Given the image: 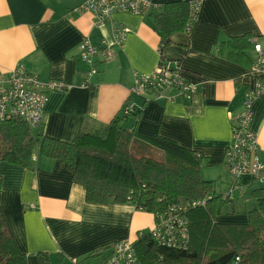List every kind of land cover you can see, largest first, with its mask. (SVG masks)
Segmentation results:
<instances>
[{
	"label": "crops",
	"instance_id": "crops-1",
	"mask_svg": "<svg viewBox=\"0 0 264 264\" xmlns=\"http://www.w3.org/2000/svg\"><path fill=\"white\" fill-rule=\"evenodd\" d=\"M152 1L158 8L145 17L116 12L95 27L92 14L76 11L83 0H0V71L21 66L41 83L66 85L48 93L36 133L74 143L84 125L109 124L130 104L126 130L161 136L198 152L204 157L202 179H224L220 186L227 188L230 118L242 111V96L253 85L252 40L264 49V0ZM181 2H200L195 26L189 35L177 32L164 41L155 18L165 5ZM119 25L129 30L122 48L115 49L111 62L97 66L89 88L82 87L87 65L79 44L85 38L112 43ZM231 38L248 39V48L237 58H228ZM161 57L180 61L184 76L196 85L189 103L171 89L159 95L130 94L134 74L151 73ZM252 112L250 130L264 159V93L255 98ZM0 178V209L26 264H38L40 253L50 264H73L75 258L78 264H99L115 243L135 242L154 224L151 213L128 204L86 202L83 186L72 181L60 161L37 157L31 169L0 163ZM249 179L239 180L243 193L253 189ZM216 221L246 224L248 217Z\"/></svg>",
	"mask_w": 264,
	"mask_h": 264
},
{
	"label": "trees",
	"instance_id": "trees-1",
	"mask_svg": "<svg viewBox=\"0 0 264 264\" xmlns=\"http://www.w3.org/2000/svg\"><path fill=\"white\" fill-rule=\"evenodd\" d=\"M189 19V2L170 3L155 18V28L167 41L174 33H184ZM226 45L228 58H237L248 48V39L231 38ZM128 116L121 113L106 125H84L74 143L33 132L17 118L0 120V163L31 169L37 157L60 161L72 181L83 186L88 203L126 204L131 196V203L152 214L173 203L204 201L186 214L188 248H163L148 233L141 234L134 242L141 264H235L236 257V264H264V186L247 190L252 204L246 224L218 223V217L237 212L235 197L224 198L228 180L226 190L216 193L214 183L201 177V154L161 136L126 130ZM140 146L160 151L163 159L134 155L132 148ZM0 264H26L1 209ZM38 264H50L48 256L38 254Z\"/></svg>",
	"mask_w": 264,
	"mask_h": 264
},
{
	"label": "built area",
	"instance_id": "built-area-1",
	"mask_svg": "<svg viewBox=\"0 0 264 264\" xmlns=\"http://www.w3.org/2000/svg\"><path fill=\"white\" fill-rule=\"evenodd\" d=\"M158 7L152 0H83L77 12H88L95 18L94 26L106 22L110 15L116 12L147 16ZM200 12V2H190V19L184 34L193 30ZM129 30L121 25L113 33L112 43L101 41L93 43L85 38L78 46L80 59L87 65L81 86L89 88L90 79L98 72L99 64L111 62L115 49L122 48ZM252 50L255 54L249 74L254 77L253 85L244 92L242 111L231 117V143L225 151L224 166L228 176V191L224 198L233 200V192H244L239 185L242 176H248L251 183L264 186V160L256 136L250 130L253 112L252 104L255 98L264 93V49L255 39L252 40ZM66 85L61 81L41 83L37 77L27 73L21 66L14 70L0 71V120L17 118L24 121L31 129L37 128L42 122L43 110L48 100V93L62 90ZM171 89L178 92L186 103H189L197 90L195 84L189 82L183 74L181 62L161 57L154 70L148 74H134L130 94L142 96L151 91L160 94ZM123 113L130 115L131 105L126 104ZM132 197H127L128 205L137 210L145 211L144 207H136L131 203ZM204 201L173 203L152 213L154 224L148 231L150 238L160 247L173 250H186L190 242V232L186 214L190 209L204 206ZM239 258H235V264ZM78 264L77 259H72ZM99 264H141L135 250L134 242L120 241L110 249V253Z\"/></svg>",
	"mask_w": 264,
	"mask_h": 264
},
{
	"label": "rangeland",
	"instance_id": "rangeland-1",
	"mask_svg": "<svg viewBox=\"0 0 264 264\" xmlns=\"http://www.w3.org/2000/svg\"><path fill=\"white\" fill-rule=\"evenodd\" d=\"M243 98V96H242ZM33 132H35V129H32ZM141 148V146H140ZM132 151L134 153V155L136 156H139V157H150V158H155L157 160H162L163 159V154L160 152V151H157L155 149H153L152 147H149V146H145V147H142L140 150H134L132 148ZM264 160V159H263ZM250 180V179H249ZM214 181V185H215V190H216V193H221V191H223V189L225 190L226 189V186H220V182H224V179L222 180H213ZM250 182V181H249ZM217 185V186H216ZM239 185L243 186V190H245V186L242 185L239 181ZM250 185H252V187H259L260 185L258 184H255V183H251ZM249 192V191H248ZM248 192L246 191L245 194H242V193H238V192H233V196L235 197V203L237 205V212L235 213L236 215H246V211L251 207V198H250V195L248 194ZM246 195V197L244 196ZM234 214V216H235ZM233 216V215H231ZM223 217H225L223 215ZM247 217V215H246Z\"/></svg>",
	"mask_w": 264,
	"mask_h": 264
}]
</instances>
